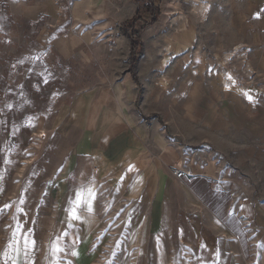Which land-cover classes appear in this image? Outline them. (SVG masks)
I'll return each mask as SVG.
<instances>
[{"label": "rangeland", "instance_id": "rangeland-1", "mask_svg": "<svg viewBox=\"0 0 264 264\" xmlns=\"http://www.w3.org/2000/svg\"><path fill=\"white\" fill-rule=\"evenodd\" d=\"M42 1L0 0V264H127V223L112 217L128 206H113L123 191L116 189L109 167L97 164L107 127L94 126L98 117L89 120L84 133L93 148L84 145L94 157L86 160L84 173L79 160L66 173L76 144L67 138L74 128L55 123L71 115L81 91L123 81L130 44L119 27L136 5L134 0H97L76 15L75 5L84 0H46L57 15L40 14L33 21ZM190 1L161 0L160 17L142 33L132 112L147 135L161 134L164 144L176 149L170 175L181 161L182 167L211 164L221 189L264 199V0H203L205 13L200 7L201 13L195 12L197 3ZM184 17L194 26L186 46L173 38ZM75 41L81 43L76 49ZM57 48L71 56L61 58ZM99 97L97 109L105 99H117L112 91ZM94 160L100 175L105 170L109 176L102 182L91 171ZM143 169L139 166L131 177L136 199L131 207L141 215L150 210L142 202L150 193L149 184L142 186L149 175ZM158 214L148 217L144 230L153 233L157 245L154 236L161 230L175 244L181 219L160 222ZM79 224L94 230L89 253L73 249L72 238L63 237L69 225L79 232ZM117 226L123 227L115 235ZM187 257L175 248L162 259L152 254L149 264H191Z\"/></svg>", "mask_w": 264, "mask_h": 264}, {"label": "crops", "instance_id": "crops-1", "mask_svg": "<svg viewBox=\"0 0 264 264\" xmlns=\"http://www.w3.org/2000/svg\"><path fill=\"white\" fill-rule=\"evenodd\" d=\"M96 1L94 0V3ZM47 6L46 0L39 2L31 19L34 21L40 14L57 15V8L53 4L51 10ZM62 42L60 43L62 44ZM74 46L76 49L77 46H81V43L75 41ZM57 52L58 56L66 60L71 56V54L65 55L60 52L58 48ZM134 85L129 73H127L122 82L118 81L109 87H105L107 85L104 84L99 86L96 84V87L81 91L70 106L72 113L69 114V118L72 121H69L68 115L67 117H59L55 123V125L66 123L71 130L74 128L73 131H79L77 134L72 135L73 131L70 135L68 134L69 138L67 139L76 144L73 152L67 157L66 173H69L68 170L74 167L77 160H79V169L84 173L87 170L86 160L94 157L92 151L86 149L84 145L86 142L92 147L90 141L93 139L89 134L84 133L85 127L91 123L89 120L92 117H98V123L95 121L94 126L107 127L106 130H103V137L106 135L107 137L102 139L104 143L99 145L102 152L101 156H98L101 159L97 160L99 161L97 164L104 169L106 168V171L109 167L110 174L115 175L116 178L113 181H117L116 189L123 191V193L118 192L117 196L122 195V197L113 200V206L120 202H125V206H128L126 210L124 208L123 214L112 217L114 218L113 221L117 220V223H127L128 231L125 235L124 246L128 256H131L127 264H149L152 261V254L156 257L159 255V258L162 259L164 253H171L175 248L189 255L186 261L191 264H264V199L257 194L239 196L232 189L229 193L227 190L221 189V183H217L214 178L215 167L211 164L202 166L192 162L186 167L183 166V170L187 174L186 178L182 180L173 179L168 173V169L170 159L177 157L178 153L170 145L164 144L161 134L147 135L140 121H137L131 109L137 97ZM97 91L98 97L95 99L92 96ZM110 91L115 94L117 99L110 101L105 99L101 108L97 109V105H101L99 95L110 93ZM66 108L64 106L63 111ZM81 142L83 143L80 145ZM109 142L112 144H108ZM141 142L145 144L142 145ZM151 142L154 145H151ZM152 147L158 150H153ZM94 164L96 165L95 160L90 165L93 175L100 182L106 180L109 176L105 174V170L100 175L98 165H96L97 170L93 171L92 166ZM139 166H143V171L149 173L146 176L147 181L142 182V186L146 189L145 186L149 184L147 189L150 190V193L146 194L147 196L150 194V196L148 198L146 196L142 202L144 205H149L150 210L149 214L143 215L135 214V208L131 207V205H136L135 187L131 186L134 181L131 180V177L138 173ZM159 175L161 176L159 177ZM121 182L124 183L123 187ZM191 183L194 187L196 186L198 192L191 188ZM200 190H204L205 194L207 192V195L209 191L228 194L229 199L217 211H212L203 202L199 195ZM78 198L76 196L75 199L77 207L81 205V202L79 206L77 205ZM208 199L211 198L208 197ZM125 206L123 205V207ZM156 210L159 211L160 222L170 218L179 222L177 219H181V224L175 225V244L170 243L168 233L161 230L158 235L154 236L157 243L159 242L157 245L153 242V233L144 230L148 217H152V213ZM72 214L76 216L75 213ZM90 218L94 220L93 215ZM229 222L230 225L227 224ZM69 226L63 232L65 240L72 238L73 249L81 247L85 253H89V241L94 230L88 231L79 224L80 231L78 232L72 225ZM121 227H115L112 232L115 235L118 234ZM55 228L57 230L56 225ZM237 230L243 236L244 247L240 243ZM154 259L156 262L157 258L154 257ZM17 260L15 257L12 261L17 263ZM17 264L27 263L18 262Z\"/></svg>", "mask_w": 264, "mask_h": 264}, {"label": "trees", "instance_id": "trees-1", "mask_svg": "<svg viewBox=\"0 0 264 264\" xmlns=\"http://www.w3.org/2000/svg\"><path fill=\"white\" fill-rule=\"evenodd\" d=\"M136 9L134 14L128 20L124 21L119 27V34L126 38L130 44L129 65L127 72L131 79L138 83L137 65L142 56V40L141 35L145 28L155 24L161 14V0H134ZM195 191L196 186L190 184ZM208 189V188H207ZM209 191V190H208ZM198 192V191H197ZM203 202L212 210L217 211L228 199V194H221L209 191L205 194L204 190H200ZM211 198V199H208ZM230 225V222L227 223ZM239 230V229H238ZM237 230V235L241 244L244 245V239L240 231Z\"/></svg>", "mask_w": 264, "mask_h": 264}, {"label": "bare ground", "instance_id": "bare-ground-1", "mask_svg": "<svg viewBox=\"0 0 264 264\" xmlns=\"http://www.w3.org/2000/svg\"><path fill=\"white\" fill-rule=\"evenodd\" d=\"M189 1V0H188ZM191 3H193V6L194 4H196V6H194L192 9L196 12V10H198V8L200 7L201 9V12L202 13H205L203 12L205 7L203 5V0H197V2H194V0H191L190 1ZM206 2V1H205ZM94 3V0H84L82 4H76L75 5V14L77 15L78 14V11L81 9V11L83 10V8H85L83 5H90V4H93ZM190 4V3H189ZM205 4V3H204ZM180 6V5H179ZM186 6V5H185ZM186 8V7H185ZM191 9V10H192ZM199 9V10H200ZM198 10V11H199ZM206 11V10H205ZM194 12V13H195ZM200 12V11H199ZM198 12V13H199ZM200 12V13H201ZM200 13L198 14L200 16ZM180 14L184 15L183 12H181ZM192 15V14H191ZM190 15V16H191ZM205 17V16H204ZM193 18V17H192ZM203 18V17H202ZM194 26L193 24L191 23V21L189 20L188 17H184L183 19V22L182 24L179 26L176 34L174 35V40H177V41H180L181 44L183 45H188L191 40L193 39V33H194ZM99 162V161H98ZM99 188V187H98ZM105 198V197H104Z\"/></svg>", "mask_w": 264, "mask_h": 264}, {"label": "built area", "instance_id": "built-area-1", "mask_svg": "<svg viewBox=\"0 0 264 264\" xmlns=\"http://www.w3.org/2000/svg\"><path fill=\"white\" fill-rule=\"evenodd\" d=\"M92 169H93V171H96L97 170V166L94 164L92 166ZM171 176L175 180H182V179L187 177V174L183 170V167H182L181 163H176L175 165H173L171 167Z\"/></svg>", "mask_w": 264, "mask_h": 264}]
</instances>
